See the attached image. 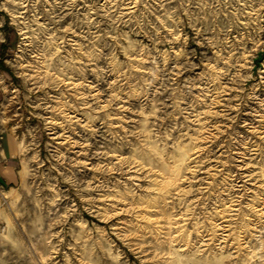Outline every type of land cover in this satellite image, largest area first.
<instances>
[{"label": "clouds", "instance_id": "clouds-1", "mask_svg": "<svg viewBox=\"0 0 264 264\" xmlns=\"http://www.w3.org/2000/svg\"><path fill=\"white\" fill-rule=\"evenodd\" d=\"M0 11V264H264V0Z\"/></svg>", "mask_w": 264, "mask_h": 264}, {"label": "rangeland", "instance_id": "rangeland-1", "mask_svg": "<svg viewBox=\"0 0 264 264\" xmlns=\"http://www.w3.org/2000/svg\"><path fill=\"white\" fill-rule=\"evenodd\" d=\"M0 14L3 15L5 21L7 24H10L11 23V20H12V17H10L7 13L5 12H2L0 11ZM43 22V21H41ZM9 26V25H8ZM8 31L11 33L14 31V28L12 27H8ZM258 63H264V53H261L260 54V59L258 61ZM0 67H3L2 64H0ZM15 80L18 81V78L14 77ZM39 95V94H38ZM17 112H22L25 116V119L33 124L37 123V120L35 119V117H33L31 115L30 112H23V109H20L18 106H17ZM53 143H55L53 141ZM47 144V138H45V145ZM45 145H42V153H41V156H42V159H44L45 161L47 160V148ZM46 167H48L49 165L45 164ZM245 171H248L247 169ZM250 187H254V186H250ZM156 217H154L155 219Z\"/></svg>", "mask_w": 264, "mask_h": 264}, {"label": "crops", "instance_id": "crops-1", "mask_svg": "<svg viewBox=\"0 0 264 264\" xmlns=\"http://www.w3.org/2000/svg\"><path fill=\"white\" fill-rule=\"evenodd\" d=\"M0 17H3V15L0 14ZM8 25L9 24L5 23V27H4V30L7 31V32H9L8 31V27H9ZM0 145H3V147L5 148V150H7L8 143H7V135L6 134L0 135ZM0 184L1 185H4L5 184V181L2 178H0Z\"/></svg>", "mask_w": 264, "mask_h": 264}, {"label": "built area", "instance_id": "built-area-1", "mask_svg": "<svg viewBox=\"0 0 264 264\" xmlns=\"http://www.w3.org/2000/svg\"><path fill=\"white\" fill-rule=\"evenodd\" d=\"M1 185V184H0Z\"/></svg>", "mask_w": 264, "mask_h": 264}]
</instances>
